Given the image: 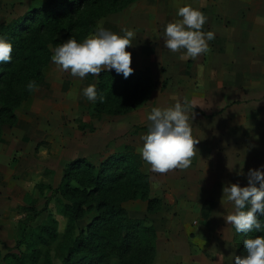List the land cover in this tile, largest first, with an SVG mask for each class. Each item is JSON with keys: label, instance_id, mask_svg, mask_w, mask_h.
<instances>
[{"label": "rangeland", "instance_id": "374dc122", "mask_svg": "<svg viewBox=\"0 0 264 264\" xmlns=\"http://www.w3.org/2000/svg\"><path fill=\"white\" fill-rule=\"evenodd\" d=\"M51 1L0 0V32L26 24L27 29L22 30L25 38H29L0 80V107L3 102L17 103L19 96L26 93L27 84L35 81V75L40 77L35 81L37 88L20 100L15 110L17 123L4 126L0 137V264H10L14 257L32 250L42 252L40 264H64L68 220L63 206L67 202L55 191L61 185L66 165L75 159L87 158L99 166L109 157L123 153L126 146L140 155L141 137L146 134L144 127L148 124L146 110L121 117L95 112V102L83 95V89L92 84L97 87L98 76L103 71L90 81L89 74L81 79L52 62L53 49L58 46L54 41L65 42L68 33L65 21L60 22L62 30L57 34L51 30L30 33L31 27L38 24L35 20L40 12ZM235 2L242 4L239 6L243 10L247 3L251 14H255L254 20L236 24L232 12L235 6L229 7ZM257 2L264 0H135L121 11L98 19L86 38L95 33L98 25L121 35L122 29L134 30L132 46L126 48L132 53L133 74L146 71L151 75L157 91L148 103L156 101L158 106L167 108L188 96L191 98L189 89H194V85H208L204 80L208 70L204 61L209 60L206 53L193 59L184 55V49L172 52L165 47V26L182 19L176 15L178 8L191 5L204 13L207 22L202 31L215 34L208 41L209 46H221V41L229 40L226 33L231 28L235 45L240 41L236 37L243 35L241 30L248 33L251 43L264 42V14L256 18L260 11ZM231 60L225 54L213 59V75H220L218 83L229 79L238 84L243 80L248 86L256 83L255 75H240L246 66L255 70L256 57L251 55L243 62ZM181 81L185 85L183 91H179ZM234 106L241 118L244 107ZM193 110L189 109L190 116ZM240 118L233 120L234 123ZM215 128L220 130L221 124ZM247 130L244 135L234 131L226 142L217 141V150L210 156L197 152L196 161L187 169H173L163 174L150 171L152 183L157 184L150 197L161 200L158 186L162 183L170 191H167L169 204L162 202L164 210L157 214L129 213L126 207L130 208L133 201L123 206L131 218L146 221L144 226L150 235L156 233L155 256L132 253L121 257L112 253L108 264H231V254L237 255L240 234L226 222L234 209L222 189L228 183L246 186L248 170L264 165V124L249 122ZM148 168L151 170L150 165ZM239 172L243 175H237ZM87 220L78 222V227L84 228ZM52 223L56 224L58 239L51 245L39 243L37 238L43 233L42 227Z\"/></svg>", "mask_w": 264, "mask_h": 264}, {"label": "trees", "instance_id": "16d2710c", "mask_svg": "<svg viewBox=\"0 0 264 264\" xmlns=\"http://www.w3.org/2000/svg\"><path fill=\"white\" fill-rule=\"evenodd\" d=\"M131 1L135 0H52L40 12V17L35 20L38 24L31 27L30 33L51 30L52 34H57L62 30L60 22L65 21L68 31L65 41L73 37L82 42L89 30H94L98 19L121 11ZM26 26L18 24L0 32V37L13 45L12 58L20 56L21 46L29 39L25 38L23 31ZM54 44L62 42L57 39ZM12 60L0 62V80L6 76ZM39 79L35 75V81ZM88 79L93 81L94 76L89 74ZM156 87V81L146 71L131 74L127 79L115 71H103L98 76L95 112L116 117L129 114L145 106ZM24 91L26 93L19 96L21 101L31 92L27 87ZM100 95L104 96L103 102L99 100ZM20 100L17 103H2L0 137L4 126L17 123L15 110ZM142 167L140 155L129 146L123 153L109 157L99 166L87 158H78L66 165L61 185L55 191L67 202L63 206L68 220L64 235L68 244L64 264H108L112 253L121 257L132 253L155 256L156 233L150 235V230L144 226L146 221L131 218L123 206L128 201L142 200L148 203V213L157 214L162 210V201L150 197L149 176L144 174ZM87 218L85 227H78L77 223ZM259 218L264 221V216ZM41 231L43 233L37 238L41 244L51 245L58 239L55 223L42 227ZM239 234L237 255H246L244 240L264 236V231ZM41 253L39 250L22 253L20 257H14L10 264H40Z\"/></svg>", "mask_w": 264, "mask_h": 264}, {"label": "clouds", "instance_id": "9594fccd", "mask_svg": "<svg viewBox=\"0 0 264 264\" xmlns=\"http://www.w3.org/2000/svg\"><path fill=\"white\" fill-rule=\"evenodd\" d=\"M176 15L182 19L170 22L164 29V44L167 49L177 52L184 49V55L195 59L210 51L208 41L214 39L212 31H202L207 22L204 13L191 5L179 7ZM122 35L97 26L95 33L77 42L70 37L53 49L51 60L62 70L81 79L88 74L98 76L101 71L114 69L127 79L133 74L132 53L126 48L132 46L135 31L122 29ZM13 45L0 37V62L12 60ZM29 91L37 88L35 81L27 84ZM83 95L96 102L98 93L94 84L83 89ZM100 102L104 96H99ZM191 107L187 98L174 106L153 107L147 116L150 122L148 131L141 137L143 145L138 149L141 158L150 165L155 173H166L173 169H187L198 152L195 147L200 141L194 138L192 119L188 112ZM237 175H243L242 172ZM223 196L233 205V212L226 217L237 233L247 234L253 230L264 231V165L249 169L247 184L228 183L223 186ZM246 255L231 254V264H264V236L245 239Z\"/></svg>", "mask_w": 264, "mask_h": 264}, {"label": "crops", "instance_id": "0c3cea01", "mask_svg": "<svg viewBox=\"0 0 264 264\" xmlns=\"http://www.w3.org/2000/svg\"><path fill=\"white\" fill-rule=\"evenodd\" d=\"M256 4L257 5L260 4L258 5L260 11L258 12V15L256 17L258 18L261 15V13L264 14V2H257ZM239 5L242 4H239L237 2L231 5L229 4V7L235 6V9H233L232 12L236 16L235 18L236 24L242 22L249 23L252 20H254L253 17L255 16V14H251L248 4L247 3L245 4L244 10L241 9ZM252 9L255 10L254 7ZM232 32H234L232 28L227 30L226 35L228 36L229 40L226 39L224 42L221 41V43H219L221 44V46H217V45L209 46L211 49L209 52L206 53V56L207 58H209L210 61L209 60H207L208 62H206V60L204 61V63H207L205 68H208V70L204 74V80L205 82L208 81L207 82L208 85L207 87L194 85V89H189L191 93V98L189 96L187 97V100L190 101L191 103L190 108L194 109L192 112L194 116L191 121L193 136L195 139L200 141L195 147L198 149V154H204V155L206 154V156H210L211 154H214V152H216L217 141L226 142V140L231 137L234 131L236 134L238 133V135L246 134L248 132L247 128L249 122L257 123V125L260 124L261 126L264 124V42L260 40H256L255 42L251 43V41H248V37H249L248 33L245 30H241L240 34L243 35L242 36L240 35V37H236V39L237 40L240 39V41H238V43H235L234 45L233 44L234 40L232 38L233 36L231 34ZM222 54L230 56L232 58L231 60L232 63L243 62L246 59H248L251 55H253V57H256L257 66L255 70H250V68L246 66L245 69L242 68V71L240 73V75H244L245 77L246 76L252 77V75H255L257 79L256 83L250 84V86H248L243 84L244 82L243 80H241L240 84H238V81H234L231 79H229V81L226 82L224 80L223 82H221V84L218 83L219 81L217 80V77L220 75H213L214 70L212 64H214L213 59L218 58V55L221 56ZM209 63L211 65H209ZM232 63L230 65H232ZM186 73L189 74L188 72ZM180 76H184V75H180ZM215 76L216 78H214ZM180 86L182 90L179 91H183L185 85L183 84L182 81ZM156 91H157V87L154 92ZM151 100L152 99H150V101ZM237 104L239 106L244 107V110H241L242 113L244 112L241 118H240V113H238L237 112L238 110H236L237 106H234ZM153 107H160V106H158L156 101H153L152 104L147 103L145 106H143L142 107L143 109L139 108L138 110H135L127 115L135 116L137 112H140L141 110L144 111L146 110L145 111L147 114L146 116H148V114L150 113ZM253 109H256V111H254ZM237 117H239L240 120L238 119L239 122L234 123L233 120H235ZM243 117L244 120H242ZM146 121L148 124H146L144 128H145V132L147 133L148 130L146 129L148 128V125L150 123L147 120V117H146ZM216 124L217 125L221 124V128H219L220 130H217V128H215ZM234 124H236L235 125L236 127L233 126ZM238 124H242V125H238ZM195 156L192 158V162L196 161ZM143 164H144V168L142 169V171L150 178L151 170L148 168L149 165L145 161L143 162ZM152 182L153 180H151L150 178V195L154 194V190H155L154 187L155 186L157 187V184H154ZM158 189H160L159 192H161V194L158 195L162 200L163 205L164 202L168 203L167 197H169L168 192L170 191H168L167 188H164V185L162 183H160ZM164 189H167L166 192ZM131 203H133L132 205L133 207L132 206H130V208L128 206L126 207L129 213L132 212L136 214H140L142 212L143 214L148 213L147 202L136 200L130 202V204ZM162 209L164 210V206Z\"/></svg>", "mask_w": 264, "mask_h": 264}]
</instances>
